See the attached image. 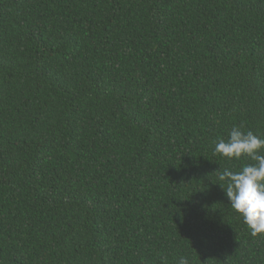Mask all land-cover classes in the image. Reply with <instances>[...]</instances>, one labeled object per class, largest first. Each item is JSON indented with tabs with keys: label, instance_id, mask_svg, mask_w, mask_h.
Returning <instances> with one entry per match:
<instances>
[{
	"label": "trees",
	"instance_id": "obj_1",
	"mask_svg": "<svg viewBox=\"0 0 264 264\" xmlns=\"http://www.w3.org/2000/svg\"><path fill=\"white\" fill-rule=\"evenodd\" d=\"M241 125L264 0H0V264H264L217 179Z\"/></svg>",
	"mask_w": 264,
	"mask_h": 264
},
{
	"label": "clouds",
	"instance_id": "obj_2",
	"mask_svg": "<svg viewBox=\"0 0 264 264\" xmlns=\"http://www.w3.org/2000/svg\"><path fill=\"white\" fill-rule=\"evenodd\" d=\"M243 125L233 126L228 139L217 138L215 152L228 159L249 157L254 163L233 172L217 171L218 184L224 190L230 207L250 229L252 236L264 235V137L252 131H242ZM161 264H168L161 256ZM177 264H190L187 257H179Z\"/></svg>",
	"mask_w": 264,
	"mask_h": 264
}]
</instances>
